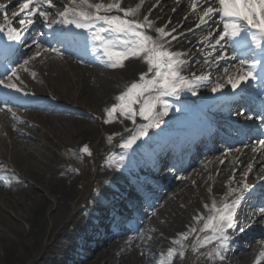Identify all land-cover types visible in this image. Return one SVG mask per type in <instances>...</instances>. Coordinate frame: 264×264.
Wrapping results in <instances>:
<instances>
[{"label":"bare ground","instance_id":"bare-ground-1","mask_svg":"<svg viewBox=\"0 0 264 264\" xmlns=\"http://www.w3.org/2000/svg\"><path fill=\"white\" fill-rule=\"evenodd\" d=\"M8 1V13H12V10L18 7L13 6L17 0H0V3L5 4ZM59 1L68 2V0ZM54 2L57 3L56 0ZM92 2H100V0H92ZM111 2L112 0L110 2L103 0L105 4ZM139 3L140 0H122L121 7H135ZM166 7L170 8L165 10ZM173 9L176 11L174 12ZM11 13L9 17H11ZM111 14L116 15L118 13L113 12ZM144 15H149L148 18L154 22V27L167 25L166 31L176 27L177 32L186 33V37L173 41L169 46L171 51H184L188 54L184 59L188 60L189 63L182 68L184 76L191 78L192 73L200 75L210 70L209 66L203 62H195L204 58L195 50L197 41L203 33L200 29H196L195 33L188 32L189 28H195V24L192 22L197 19L196 16L191 15L190 0H181L180 4H177L175 0H144L135 18L142 19ZM185 16H188L189 19L185 20ZM0 23H3L2 14H0ZM14 26L19 28L18 23ZM73 33L77 32L73 31ZM147 34L156 36L152 31H148ZM51 35L53 33H49V36L45 38L47 40H44L40 39L38 33L33 31L29 32L26 38L33 37L34 41L47 46H50L53 41L52 45L64 54H69L68 57L70 58L64 62L46 56L42 57L40 63H35L33 60L28 65L29 69H37L40 72L41 79L36 77L33 79L30 72H26L23 76L27 84L29 83L31 86L30 91L36 94L39 99L19 94L11 97H0V108L11 109V113L15 111L17 117L10 120L6 126L10 140L12 139L14 144H19L13 155V163L21 171L23 177L31 180L34 184L31 186L24 179L7 171L0 160V201H9L8 198H12L17 205V221L14 222L8 218L0 220V264H159L162 254L166 256L169 248L177 247L172 244L173 239L178 238L180 233L187 232L190 227L199 229L202 226L203 221L197 223L193 217L198 214L207 216L208 212L204 205H210L213 199L219 202L224 197L233 171L236 173V180L242 179L241 173L249 162H253L250 146L246 148L243 156L251 158L246 159L243 163H237L241 157L230 158L217 167L200 170L203 176L202 181L196 178L192 183L187 182L186 186L181 187L175 193V198L174 196L169 198L167 203L173 200L174 204L165 213L164 220H159L156 226L150 225V232L138 233L136 226L129 224L130 217L128 215L120 216L122 205L129 203L132 208L131 213L138 216L137 213H141L144 208H155L156 202H161L160 196L155 197L153 204L151 198L146 196L140 184L149 186L153 181V176L141 178L142 173L146 168L152 167V173L156 177L163 174V167L166 165V156L163 153L167 152L168 148H163L164 150L160 153L159 138L165 131L172 133L178 140L186 136L188 130L185 123L186 119L179 116H185L188 113L194 114L195 109L189 110L186 108L189 106L187 104H174L175 112L166 120H160L158 128L149 129L147 136L137 141L122 162L118 159L109 161V156L116 155L118 158L123 153V150L119 148V143L130 135L129 132L125 131V128L135 126L130 120H123L121 117H118L111 124H104V110L117 103L115 98L126 91L136 79H139V75L146 72L148 66L142 60L133 58L125 61L124 68L111 69L102 63L103 53L98 51V45L91 37L86 45L78 41V36L75 40L70 37L64 40L63 44L58 45L61 41L53 39ZM6 42L9 43L5 40L4 43ZM31 44V49L35 51V44ZM63 45L67 47L66 50L61 49ZM50 53L45 52V54ZM22 57L17 55L14 60L17 59L21 62L24 59ZM6 59L5 66L7 68L12 67V64L8 63V57ZM220 75H223L221 69H211L210 79L215 80ZM26 90L29 91L28 88ZM229 90L226 88L224 92ZM257 90L259 89L252 88L253 92ZM181 95L182 98L196 99L200 106L206 110L238 118L235 115L237 111L235 100L228 98L214 100L215 96L208 89L203 90L202 86L195 96L187 91L181 92L179 98ZM44 99L48 100L44 101ZM163 102L167 103V100H163ZM58 104L65 106H57ZM7 105L11 106L8 107ZM12 106L17 107L13 109ZM161 107L158 105V110ZM22 114L28 118L35 117L39 120L46 118L48 125L55 122L63 125L59 144L71 154L66 152L67 158L64 159L53 153L49 147V150H46L48 153L45 152L41 157L35 156L31 149L36 144L42 143V139L34 137V135L40 137L35 132H30L31 134L27 136L22 135L23 128L21 126L24 123L21 118ZM97 116L101 121L96 119ZM197 117L205 119L202 114ZM24 124L25 129L36 130L30 122ZM101 132L107 136V140L101 141V143L104 142L105 146L94 151L96 146H92V144L98 139ZM109 136L118 138L114 146L111 142L109 143ZM27 138H31L32 142L26 141ZM40 138L44 139V143L52 142L48 134H44ZM215 138L226 141L223 133L217 134ZM78 141H81L80 145H78ZM204 143L205 140H202L200 145ZM59 144L56 143L53 148L59 151L61 148ZM84 145L89 147L92 153L89 161L97 163L101 176L96 181L98 184L94 191L96 197L83 196L80 198L75 207V213L72 215L70 211L72 203L78 197L81 185V167L76 161V153L80 154V149ZM48 146L46 144L45 147L48 148ZM21 148L30 153L28 156L33 161L29 162L27 159L18 156L17 151ZM194 148L195 145L190 148V151ZM61 152L65 153L64 150ZM243 156L240 160L244 158ZM82 164L84 163L82 162ZM130 165L135 167V172L129 177H125ZM261 166H264V158H256L253 173L249 175V180L252 177L257 179V177L264 176V172L259 170ZM215 170L216 172H214ZM89 173L90 171H85V176ZM167 176L170 174L164 175V177ZM171 178H175V176ZM126 183L130 185V187L125 188L127 192H120L121 194L108 192L109 187L123 189L122 185ZM260 191L264 190H258L254 196L241 203L237 211L240 224L246 225L248 209L253 207L250 212L255 214L259 206L264 203V197H261ZM132 196H138L141 199H139L140 202L135 203ZM95 200H106L109 205L115 207L113 211H103V209L92 204ZM90 213H108L111 221L101 224L97 231L89 229L87 223L92 218ZM254 218L259 220L258 215H255ZM140 219L144 222L147 220V216L142 214ZM122 226H128L125 237H121ZM262 232L264 233V231ZM262 232L256 230L253 234L235 238L225 253L223 261L218 258L209 260L206 257L202 264H255L259 252L264 250V239H255L254 237L256 234H263ZM76 233L81 235L80 239L76 238ZM199 235L203 236L206 233H199ZM229 235H233L231 230H229ZM195 236L196 233L184 241L186 246L185 258H176L174 264H186L188 251L192 248ZM128 238L132 240L133 247L128 245L129 240L123 243ZM20 240L26 242L25 248L16 254L17 244ZM72 243L76 245L72 246ZM215 247L216 245L212 244L201 249L200 253H195L193 264H201V253ZM261 264H264V261H261Z\"/></svg>","mask_w":264,"mask_h":264},{"label":"snow or ice","instance_id":"snow-or-ice-1","mask_svg":"<svg viewBox=\"0 0 264 264\" xmlns=\"http://www.w3.org/2000/svg\"><path fill=\"white\" fill-rule=\"evenodd\" d=\"M175 2L180 4L181 0ZM121 3L122 0H112L108 4L103 3V0H68L62 10L53 14L50 10L57 7L54 0H17V10L12 11L11 17L8 15V5L0 3V14L3 15L0 36L6 37L9 42L0 46V55L6 53L8 63L12 64L10 68L5 66L6 70L0 76V88L22 93L24 96L31 95L25 90L26 86H20L23 84L20 71L30 72L27 66L41 55V49L43 52L61 55L60 49L43 48L40 42L34 41L36 50L31 56L22 62L14 60L17 55H26L23 51L25 45L29 49L32 48V44H27L26 36L29 32L37 31L38 25L49 29L54 25H61L62 29L56 33V38L60 41L70 37L75 40L79 35V32L73 33L70 28L68 32L63 31V28L69 26L88 33L103 53L102 63L108 68H124L125 61L133 58L142 60L148 67L146 72L139 75V82H133L126 91L115 98L117 103L104 110V124H111L121 117L123 120H130L135 126L125 128L130 135L119 143L123 153L118 158L116 155L108 157L109 161L118 159L120 162L137 141L147 136L149 129L160 126L161 118L167 115L170 108L169 104L163 102V97L179 98L180 93L184 91L195 96L201 86H206L214 96L217 93L223 96L224 90L229 88L235 93L230 99L238 97L239 108L245 109H238L235 115L252 124L259 120L255 129L248 124L237 129L238 133L249 137L254 131L259 132L254 145L250 146L251 152L255 154L253 162L247 164L241 173V180L235 179L236 173L233 171L224 197L219 202L213 199L210 205H204L207 216L198 214L193 217L197 223L203 221L202 226L199 229L190 227L187 232L180 233L178 238L173 239L172 244L177 247L169 248L166 256L162 254L159 264H174L176 258H185L184 241L194 233L196 236L192 245L193 253H200L201 249L215 244L214 249L201 255H205L209 260L218 258L223 261L235 236L244 233L245 228H250L253 224H264V203L254 214L259 216V220L249 217L250 222L244 225L239 223L237 216L241 203L255 195V185L248 183V179L253 173L256 158H264V138H261L264 137V132H260V129L264 128V88L253 92L251 85L253 81L264 82V0H190L191 15L197 17V23L195 28H189L188 32L195 33L196 29L202 31L203 35L197 41L195 50L203 55V64L208 65L210 69L200 75L192 73L191 78L182 74V68L189 63L184 59L188 54L171 51L169 47L173 41L186 37V33L177 32L176 27L166 31L167 25L154 27V22L149 20L148 15L136 19L144 0H140L135 7L128 8L121 7ZM113 12L118 14L112 15ZM17 17L19 19H16ZM184 19L189 17L185 16ZM16 23L19 28L14 26ZM148 31L154 32L156 36L148 35ZM217 68L221 69L223 75L215 80L210 79L211 69ZM30 74L35 79L36 74ZM135 105H138V108L134 107ZM158 105L162 106L163 111L158 110ZM252 112L255 115L251 114ZM0 113H11V109L0 108ZM137 116L146 122L137 125ZM11 117L17 118L15 113H11ZM112 139V136L108 137L109 143ZM232 150L242 152L239 148ZM84 155H92L87 145L80 149V156ZM259 170L264 172V166ZM257 180L264 188V177H257ZM209 191L211 192V189ZM260 195L264 197V191H261ZM229 230L233 235H229ZM199 233L206 235L201 236ZM261 261H264V250L259 252L255 264H261Z\"/></svg>","mask_w":264,"mask_h":264},{"label":"rangeland","instance_id":"rangeland-1","mask_svg":"<svg viewBox=\"0 0 264 264\" xmlns=\"http://www.w3.org/2000/svg\"><path fill=\"white\" fill-rule=\"evenodd\" d=\"M169 8L170 7H166L165 10H167ZM196 23H197V19H195L192 22V24H196ZM192 40H193V38H192ZM202 62H203V58H200L198 63H202ZM120 77H118V78H120ZM134 82H139V79H136ZM251 85L253 87L257 86L256 81L251 82ZM202 89L205 90V89H207V87L206 86H202ZM226 96L234 97L235 96V93L224 92L223 93V96H221V94H218L216 96V98H221V97H226ZM182 97L183 96L181 95L180 98H173L171 96L163 97L162 98V100H167V104L170 105V108H169V110L167 112V115H164L161 118V121L166 120L168 117H170V115L173 112H175L176 109H175L174 104L175 103H178L179 101L180 102H183V103H188V104L192 105V107L198 108V104H197L198 102L196 101V99H194V98H182ZM134 107H137L138 108V105H135ZM238 109L240 111H245L244 108H239L238 107ZM159 111H163V108L161 107L159 109ZM205 114L208 116V118L210 120V123L209 124L211 126H213V127L219 126L220 123L218 122V120H223V119L226 120V121H228V122H230V123H236V124H240V125H244V124H248L249 125V122L248 121H242V123H239V121H238L239 119L238 120H235V119L227 118V116H225V115H224V117H226V118L220 117V116H218L217 114H215L213 112L212 113L205 112ZM188 117H190V116H188ZM96 118H97L98 121H101V119L99 118V116H97ZM137 118L138 119L136 120V124L143 122V120L140 119L139 116H137ZM25 119L26 120H29V122H31L34 125V127L36 128V130L34 131V130L23 129L22 130V135H24V134L25 135H30L32 132H35L37 135H39L41 137L44 134H48L49 137L52 140V142L44 143L45 141H44L43 138H40V137L34 135V137H37L39 139H42V143H39V145L36 144V146H34L31 149V151L35 154V156H37V157L43 156L44 153L47 152L46 150H49V147H51L50 149L52 150L53 153H55L56 155H58L59 157L64 158V159L67 158L66 152H67V154H71L68 151H66V149H65L64 146H62V145L59 144V140H60L59 137H60V135L62 133V130L64 128L63 125H61L59 122H55L54 124L52 123L51 125H48V121H47L46 118H42V119L39 120V119H37L35 117L34 118H28V116H27V117H25ZM40 134H42V135H40ZM103 139L104 140H107V136L105 135L104 132H101L100 135H99V137H98V139H96L94 141V143L92 144V146H96L95 149H94V151H97L100 148H103L105 146L104 145V142L101 143V141ZM27 140L31 141L32 139L31 138H27L26 141ZM117 140H118V138L113 137V139L111 141V144L114 146V144L117 142ZM56 143L61 146V148H60L59 151L57 149L53 148V146H55ZM33 144H35V143L33 142ZM46 144L49 145L48 148L45 147ZM80 144H81V141H78V145H80ZM17 145L19 146V144H14L13 141L10 140V139H8V138L5 139L4 137H0V158L4 161L5 164L8 165V167L10 168V172L13 175L18 176V177L24 179L25 181L28 182L29 185L33 186L34 185L33 182L31 180L25 179L23 177L21 171L13 163L14 162L13 155L16 152L15 151L16 148H18ZM97 145H100V146L97 147ZM62 150H64L65 153H62L61 152ZM25 151L26 150H24V148L19 149L17 151L18 156H20L21 158L27 159L29 162L30 161H33L28 156V155H30V153H27ZM76 161H77V163L81 167V172H80L81 185H80V189H79V195H78V197L72 203V207H71V210H70L71 213H72V215L75 213V209H76L75 207H76L78 201L80 200V198H82L83 196L94 197L93 196V194H94V192H93L94 190L93 189L97 185L95 182L101 176V173H99V168H98L97 163L90 162L89 161V156L84 155V156L81 157L79 153H76ZM81 161L84 164H82ZM32 164H34V163H32ZM85 171H90V173L85 176ZM131 171H133V168L130 169V172ZM253 181H254V185H255V187L253 189V191H254L256 188H259L261 186V183L259 181H257L256 179H254ZM110 191L111 192H117V191H119V189L111 188ZM8 199H9V201H4V200L0 201V220L2 218H8V219H12L15 222V221H17V213H16V209H17L16 206L17 205L13 202V199L12 198H8ZM173 203H172V205H173ZM172 205L170 204V206L168 207V210L171 208ZM165 213L161 216V219H164L165 218ZM155 224H157V222H155ZM25 244H26V242L24 240L18 241L16 254H18V252H20V251L21 252L23 251V249L25 248ZM72 245H75V244H72ZM193 254L194 253H193V251L191 249L189 251V255H188V258L186 260V264H192Z\"/></svg>","mask_w":264,"mask_h":264}]
</instances>
